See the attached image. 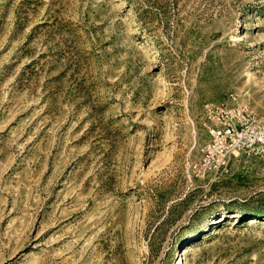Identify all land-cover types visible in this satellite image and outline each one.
<instances>
[{
	"label": "rangeland",
	"instance_id": "1",
	"mask_svg": "<svg viewBox=\"0 0 264 264\" xmlns=\"http://www.w3.org/2000/svg\"><path fill=\"white\" fill-rule=\"evenodd\" d=\"M207 102L264 120V0H0V264H264Z\"/></svg>",
	"mask_w": 264,
	"mask_h": 264
},
{
	"label": "built area",
	"instance_id": "2",
	"mask_svg": "<svg viewBox=\"0 0 264 264\" xmlns=\"http://www.w3.org/2000/svg\"><path fill=\"white\" fill-rule=\"evenodd\" d=\"M203 110L209 123V138L201 148L199 171H218L235 150L248 156L264 157V120L245 107L227 102H207Z\"/></svg>",
	"mask_w": 264,
	"mask_h": 264
},
{
	"label": "bare ground",
	"instance_id": "3",
	"mask_svg": "<svg viewBox=\"0 0 264 264\" xmlns=\"http://www.w3.org/2000/svg\"><path fill=\"white\" fill-rule=\"evenodd\" d=\"M214 223H216V222H214Z\"/></svg>",
	"mask_w": 264,
	"mask_h": 264
}]
</instances>
